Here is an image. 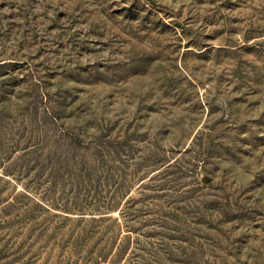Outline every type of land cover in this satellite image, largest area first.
Here are the masks:
<instances>
[{
  "label": "rangeland",
  "instance_id": "obj_1",
  "mask_svg": "<svg viewBox=\"0 0 264 264\" xmlns=\"http://www.w3.org/2000/svg\"><path fill=\"white\" fill-rule=\"evenodd\" d=\"M0 264H264V0H0Z\"/></svg>",
  "mask_w": 264,
  "mask_h": 264
}]
</instances>
